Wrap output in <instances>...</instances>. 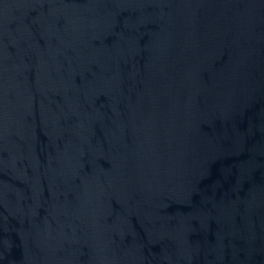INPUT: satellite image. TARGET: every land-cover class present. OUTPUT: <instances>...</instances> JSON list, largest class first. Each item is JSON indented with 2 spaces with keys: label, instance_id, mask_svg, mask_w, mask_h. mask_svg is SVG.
<instances>
[{
  "label": "water",
  "instance_id": "1",
  "mask_svg": "<svg viewBox=\"0 0 264 264\" xmlns=\"http://www.w3.org/2000/svg\"><path fill=\"white\" fill-rule=\"evenodd\" d=\"M0 264H264V0H0Z\"/></svg>",
  "mask_w": 264,
  "mask_h": 264
}]
</instances>
